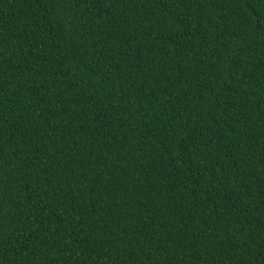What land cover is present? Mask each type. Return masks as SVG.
Masks as SVG:
<instances>
[{
    "label": "trees",
    "instance_id": "1",
    "mask_svg": "<svg viewBox=\"0 0 264 264\" xmlns=\"http://www.w3.org/2000/svg\"><path fill=\"white\" fill-rule=\"evenodd\" d=\"M0 264H264V0H0Z\"/></svg>",
    "mask_w": 264,
    "mask_h": 264
}]
</instances>
